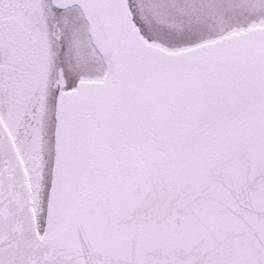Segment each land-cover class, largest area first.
Segmentation results:
<instances>
[{"label": "snow or ice", "instance_id": "1", "mask_svg": "<svg viewBox=\"0 0 264 264\" xmlns=\"http://www.w3.org/2000/svg\"><path fill=\"white\" fill-rule=\"evenodd\" d=\"M0 264H264V0H0Z\"/></svg>", "mask_w": 264, "mask_h": 264}]
</instances>
